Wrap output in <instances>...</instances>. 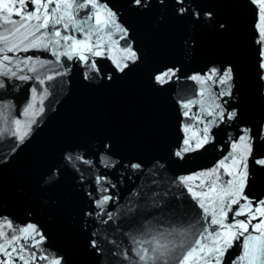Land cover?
Segmentation results:
<instances>
[{
	"label": "water",
	"instance_id": "95a60500",
	"mask_svg": "<svg viewBox=\"0 0 264 264\" xmlns=\"http://www.w3.org/2000/svg\"><path fill=\"white\" fill-rule=\"evenodd\" d=\"M99 2L115 14L127 36L121 38L123 34L115 27L93 35L92 42L99 38L104 49L102 56L90 57L98 72L78 55L72 59L60 56L58 61L53 52L64 51V41L59 47L7 53L13 57L9 67L14 71L18 61L31 60L20 63L18 71V76L30 79L0 76L4 83L0 88V220L11 221L14 228L35 224L45 237L38 248L28 250L37 257L59 258L62 264H137L134 238H150L144 234L145 226L149 220L155 223L162 210L165 224L177 233L193 224V233L203 227L220 230L208 223L212 217L205 218L179 178L210 172L228 156L246 129L252 143L242 193L247 199L232 205L225 223L234 222V212L240 206L251 201L255 209L257 202L264 200V167L255 163L264 158V71L260 68V45L255 43L257 7L249 0H185L189 11L178 16L179 5L174 0L163 4L148 0L146 9L134 6L131 0ZM33 7L30 4L28 10ZM91 11H79V18ZM193 12H199L200 18L195 19ZM204 13H211V18H205ZM56 27L62 35L85 38L71 24L67 30L62 24ZM126 46L138 59L129 61L121 72L116 61ZM228 66L233 69L229 86L191 79L213 67ZM167 68L177 69L176 76L166 84H157L154 76ZM226 87L231 95L219 96ZM189 101V108H183ZM215 104L235 110L236 118L208 125L214 117L207 113ZM15 120L21 121L20 134L28 132L23 142L8 131L16 129ZM206 125L210 142L177 157L174 153L183 146V139ZM137 164L139 168L133 167ZM218 174L219 180L204 176L188 183L209 185L215 181L219 192L234 176L227 175L224 168ZM196 191L207 192L208 187ZM105 196L110 199L100 205ZM211 196L214 199L216 193ZM174 205L186 208V217L171 216L167 210ZM249 233L258 235L251 225ZM243 240L240 237L233 242L224 264H239ZM35 264L46 262L37 259Z\"/></svg>",
	"mask_w": 264,
	"mask_h": 264
},
{
	"label": "snow or ice",
	"instance_id": "6c2138e0",
	"mask_svg": "<svg viewBox=\"0 0 264 264\" xmlns=\"http://www.w3.org/2000/svg\"><path fill=\"white\" fill-rule=\"evenodd\" d=\"M131 2L134 6L140 8L146 9L149 7L148 0H131ZM174 2L179 5L176 9L178 16H183L184 13L189 11L188 8L184 7L185 0H174ZM249 2L257 7V20L254 25L257 32L255 43L260 45L262 61L260 68L264 71V0H249ZM159 3L163 4L164 0H159ZM30 4L34 6L32 11L28 10ZM89 8L92 10L91 13H86L85 18H79V11ZM192 15L195 19L200 18L199 12H193ZM13 16L19 19H13ZM204 16L205 18H211L212 14L204 13ZM90 21H94V23H89ZM61 24L65 30L71 24L85 38L76 39L73 35H62L60 29L56 27ZM111 27H115L117 32L123 34L121 38L127 36V30L117 23L115 14L107 9L105 5L100 4L99 0H0V76L16 77L21 80L30 79L28 76H18V71L20 70L19 64H27L31 57L18 61L17 70L14 71L9 67L13 62V57L7 53H15L17 50L28 51L39 47L48 49L49 45L59 47L61 41H64L67 47L62 52H53L58 61L60 56H67L68 59H72L74 55H78L79 59L88 65L92 71L98 72L96 62L90 60V57L102 56L104 49L99 43V38L93 43L92 37L94 34ZM219 27L223 28L224 25L221 24ZM48 29H51V31H42ZM37 33L40 35H37ZM108 34L111 35L110 32ZM45 37L48 38L47 42H45ZM120 51L122 55L116 61V67L123 72L128 68V62L134 63L138 57L130 46H126ZM39 63L43 66L45 62L41 61ZM29 70L34 71L35 69ZM177 71L173 68L164 69L154 76V80L157 84H166L176 76ZM51 78L47 77V79ZM85 78H87V74ZM108 79H111V77H108ZM191 79L202 84L211 81L213 84L229 86L233 79V69L231 66L222 69L213 67L207 74L203 76L193 75ZM43 82V80L40 81L41 84ZM3 87L4 83L0 81V88ZM35 91L33 89V92ZM218 95L221 97L230 96V87H226V90ZM190 103L191 101L184 103L183 108L188 109ZM225 103L227 102L225 101ZM3 107L6 110L8 105H3ZM29 107H32V105H29ZM215 109H220V111L217 112ZM215 109L207 113V115L214 117L208 122V125H215L218 121L222 123L225 119L233 120L237 116L235 110L227 111L221 104H215ZM184 115L187 116L188 112L186 111ZM0 118H3V113H0ZM12 123L17 127L15 130L9 128L8 131L16 136L20 142H23L28 132L25 131L20 134V120H15ZM208 125L195 135L184 138L183 146L174 154L183 158L186 153L204 148L211 140ZM189 131V128H185V132ZM0 134H2V131H0ZM251 155V135L250 130L246 129L243 135L239 136L237 141L232 144V151L228 156L222 159L210 172L179 178L180 183L185 185L192 198L198 201L205 218L207 219L209 215L212 217L208 223L218 225L220 230H209L208 227H203L202 231L193 233L192 228L195 227L193 224L187 230L177 233L175 230H170V225L165 224L163 219L165 212L162 210L160 217L154 218L155 223L149 220L145 226L144 234L150 238L140 240L134 238L137 247L132 251L137 257V264H224V257L229 248L240 237H244V254L239 258V264H244L245 261H247V264H264V200L258 201V207L255 209H253L251 201L240 206L234 212V222L225 223L232 205H239L241 199H247L242 193L247 180V158ZM67 158L72 159L71 156ZM226 161H230V164ZM255 163L264 167V158L255 160ZM133 167L139 168L140 165H133ZM229 167L234 168L235 171H229ZM221 168L226 170L227 175L234 176V179L228 181L219 192H217L215 181L209 185H205L203 181L199 185L188 183L204 176L215 177L216 180H219L218 170ZM204 186L208 187L207 192L196 191V188ZM211 193H216L214 199ZM109 199L110 197L105 196L99 204L103 205ZM226 200L227 202H225ZM167 211L174 217H186L188 210L181 205H174ZM242 215L246 219H235V217ZM253 220L259 222L253 224ZM250 225L251 231L258 233V235L249 233ZM6 229L12 231L9 232ZM245 233L249 234L245 235ZM193 234L197 235L198 238L189 239V236ZM44 239V235L35 224L29 223L25 227L14 228L11 221L7 219L0 220V264H21V262L22 264H35L37 259L44 260L46 264H62L59 258H50L47 255L37 257L35 252H28L29 248H38ZM22 240L24 243H20ZM28 241H32V243L29 244ZM92 246L96 247L95 241L92 242ZM26 253L28 254L26 255ZM124 255L127 258V252Z\"/></svg>",
	"mask_w": 264,
	"mask_h": 264
}]
</instances>
